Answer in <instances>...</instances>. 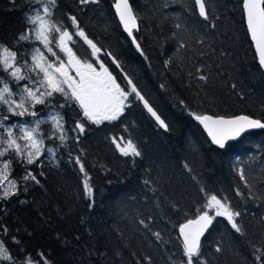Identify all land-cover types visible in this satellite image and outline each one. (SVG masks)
<instances>
[{
  "label": "trees",
  "instance_id": "16d2710c",
  "mask_svg": "<svg viewBox=\"0 0 264 264\" xmlns=\"http://www.w3.org/2000/svg\"><path fill=\"white\" fill-rule=\"evenodd\" d=\"M113 2L57 0L52 16L45 19L75 33L70 19L75 17L101 49L98 55L117 83L130 92L124 77L130 78L168 130L157 127L138 99L118 120L100 125L84 118L59 94L50 104L36 105L37 117L12 116L0 105V119L8 116L6 125L35 127L36 119L44 120L40 130L45 150L55 152L49 157L45 151L32 165L21 163L12 153L0 159V164L12 159L8 180L16 181V194L0 198V243L15 259L0 264H43V257L51 264H148L145 257L151 258V264H181L186 258L177 231L208 210L205 205L213 194L227 197L228 204L240 211L236 219L243 234L236 233L224 217H216L201 240L204 264H255L253 246L264 252V130L216 149L190 115H247L264 121V74L244 26L242 0H205L208 20L200 18L194 0H129L137 15L133 37L140 50L122 33ZM37 12L43 15L39 0H0V45L16 51L22 66L27 61L31 67L36 48L49 61L52 58L34 35L18 40L31 27L27 17ZM72 40L75 43L68 46L73 52L99 69L84 38L73 35ZM53 51L65 59L57 47ZM105 53H111L120 67ZM201 74L208 76L207 82L196 78ZM27 75L37 79L36 73ZM0 79L16 92L28 83L18 85L2 70ZM133 98L134 94L129 96L130 101ZM57 113L67 133L63 146L52 120ZM78 120L85 126L83 134L72 130ZM128 139L140 156L121 155L117 144H127ZM77 157L84 172L75 163ZM26 168L39 184L23 181ZM240 168L251 192L239 179ZM86 178L91 197L84 188ZM237 189L242 196L236 195ZM148 217L152 222L146 229L140 220L147 222ZM153 232L161 238L157 240Z\"/></svg>",
  "mask_w": 264,
  "mask_h": 264
},
{
  "label": "snow or ice",
  "instance_id": "6c2138e0",
  "mask_svg": "<svg viewBox=\"0 0 264 264\" xmlns=\"http://www.w3.org/2000/svg\"><path fill=\"white\" fill-rule=\"evenodd\" d=\"M39 2L42 4L43 15L37 12L35 16H28L27 20L31 27L26 28L25 32L18 37V40L27 41L34 35L35 40L42 44L51 56H57V53L53 51V46H55L65 53L67 61L65 62L62 58L57 57L56 62H50L40 48H36L34 54L31 56V67L27 66V61L22 66L17 62L16 51L7 46L0 45V70L6 72L18 85H20L21 81L27 80L29 82L21 85L20 91L17 93L13 91L7 81L0 79V84L3 85L0 87V105L5 106L12 116L24 117L28 115L37 117L38 113L33 111L36 105L50 104L54 94H59L69 106L75 104L81 110L84 118L92 124L100 125L104 121L111 122L118 120L124 114V109L129 107L135 99H138L143 103L144 108L147 109L152 117L155 118L160 127L167 131L168 125L157 115V112L145 100L130 78L126 75L124 77L128 85L131 86L130 92L117 83L112 72L109 71L98 55L101 49L85 35L77 19L70 17L73 25L76 27L75 33L63 30L62 27L55 26L45 19V17L52 16V10L56 7L57 0H47V2L39 0ZM80 2L82 4L89 2L97 3L98 0H80ZM114 3L124 30L131 36L132 29L137 26V15L133 11V6L130 5L129 0H114ZM195 3L199 6V15L208 20L205 0H195ZM242 8L246 15L247 31L255 44V52L258 54L259 65L264 68V0H242ZM55 33L59 34L58 37L54 35ZM73 35H79L84 38L92 50V57L99 63V70H97L93 63L88 62L87 59L79 58L72 48L68 46V42L75 43L72 40ZM133 43H136L135 38H133ZM183 46L181 44V47ZM136 47L140 50L139 44H136ZM140 54L143 55V52L141 51ZM105 55L112 58V62L116 64L117 68L120 67L119 62L111 53H105ZM167 63L166 61V66ZM73 71L75 73L74 76L71 74ZM196 71L201 72V69L197 68ZM28 72L36 73L37 79L33 80L27 75ZM189 75H192V73L190 72ZM196 78L205 82L208 80V76L203 74ZM29 84L33 86L30 87ZM132 94H134V98L130 101L129 96ZM16 96H19V98L14 99ZM60 107H65V104H60ZM190 115L203 125L207 135L211 138V142L221 149L225 147L228 141L240 138L251 129H264V121L250 118L247 115H240L234 118L213 117L212 115L196 113H190ZM5 120H8V116L0 119V129H3V134H0V159L12 153L21 163L32 165L40 160L45 151H47L49 157L55 155L53 149L49 148L45 150L44 147V136L40 130V125L45 122L44 120L36 119L35 127L18 126L17 124L5 125L3 122ZM52 120L55 122L54 130L60 133L58 138L61 141V146H63L67 138L63 125V117L57 113L56 116L52 117ZM17 128L19 135L16 131ZM77 129L80 134L85 132V126L79 120L76 121L72 130L75 132ZM113 143H116V141L113 140ZM117 147L120 148L121 155L123 156L138 157L141 155V152L131 139L127 140L125 147L121 148L119 144H117ZM12 163L11 158L2 161L0 177L8 179V175L12 170ZM75 163L79 164L80 171L84 172V166L79 157L76 158ZM185 168L191 171L188 165H185ZM237 174L240 181L243 182L244 187L251 192V185L248 177L245 175V170L240 168ZM40 175H44V173L41 172ZM22 179L23 181H34L36 184L40 183L33 172L27 168ZM144 183L147 185L149 182L145 180ZM84 188L91 197L92 188L88 184L87 178L84 181ZM25 190L27 189L25 188ZM15 194L16 181L11 180L9 181V188L4 189L3 197L0 198H7L9 195ZM236 195L242 196L243 193L237 189ZM21 203H24V201H21ZM205 207L209 210L214 208V215H210L209 211H203L196 218L189 219L179 227L180 236L183 238V256L186 258L181 264H204L201 253V237L212 225L216 217H224L236 233L243 234V230L236 219L241 213L234 210L228 204L227 197L218 198L217 195L213 194L207 199ZM151 222L152 217H148L147 222L143 219L140 220V224L146 229L150 228ZM3 231L6 233L7 228H4ZM152 235L157 240L161 238L159 232H153ZM13 240H15V237H13ZM216 251L220 252L221 248L217 247ZM41 255L43 256V254ZM253 256L255 264H264V252L255 245L253 246ZM14 259L9 254V250L5 247L4 243H0V260L14 262ZM145 260L148 261V264H151L150 257H145ZM28 264H32V262L29 261ZM43 264H51V262L46 257H43Z\"/></svg>",
  "mask_w": 264,
  "mask_h": 264
},
{
  "label": "water",
  "instance_id": "95a60500",
  "mask_svg": "<svg viewBox=\"0 0 264 264\" xmlns=\"http://www.w3.org/2000/svg\"><path fill=\"white\" fill-rule=\"evenodd\" d=\"M194 4H195V7H196V11H197V13H198V15H199V6L195 3V0H194ZM241 7H242V2H241ZM112 11H113V14H114V16H115V19H116V21H117V23H118V25H119V27H120L122 33H123L128 39H129V41L132 43V45L136 47V43H133V38H134L133 35L137 32V30H138V26H136V27H134V28L132 29V35L129 36V35H128V32H126V31L124 30V27H123V25H122L121 22H120L119 15H118V13L116 12V8H115V3H114V2H113V5H112ZM242 13H243L244 26H245V29H246V32H247V35H248V39H249V41H250V44H251V47H252V50H253V53H254V56H255L256 63H257V65H258L259 69L261 70V72L264 74V68H262V67L259 65L258 54H256V52H255V44H254V42L251 40V38H250V34H249L248 31H247L246 15H245V13H244V11H243V8H242ZM199 16H200V15H199ZM200 18H201V19H204V18L201 17V16H200ZM136 25H137V21H136ZM139 103H140L141 107L144 109V111L147 113V115H148V116L152 119V121L157 125V127L160 128L162 131H165L163 128L160 127V125L157 123V121L155 120V118L152 117V115L147 111V109L144 108L143 103H142L141 101H139ZM238 116H240V115H238ZM234 117H237V116H234ZM234 117H228V118H234ZM198 125H199L201 131L204 133V135H205L206 138L208 139L209 143H210L213 147H215L216 149H221V148H219L217 145H214V144L211 142V138L207 135V132L204 130L203 125H201L199 122H198ZM261 130H264V129H251V130H249L248 132L244 133L243 135H246V134H248V133H250V132L261 131ZM243 135H242V136H243ZM242 136H241V137H242ZM238 139H239V138H238ZM238 139L233 140V141H228L226 144L236 142ZM186 222H187V221H186ZM186 222H185V223H186ZM183 224H184V223H183ZM209 228H210V227H209ZM209 228H208V229H209ZM207 231H208V230H207ZM207 231H206V232H207ZM206 232H205V234H206ZM177 234H178L179 240H180V242H181V244H182V247H183V238L180 236L179 229H178V231H177ZM205 234H204V235H205ZM204 235L201 237V240H202V238L204 237Z\"/></svg>",
  "mask_w": 264,
  "mask_h": 264
},
{
  "label": "rangeland",
  "instance_id": "374dc122",
  "mask_svg": "<svg viewBox=\"0 0 264 264\" xmlns=\"http://www.w3.org/2000/svg\"><path fill=\"white\" fill-rule=\"evenodd\" d=\"M58 37V36H57ZM58 48V47H57ZM58 50L60 51V49L58 48ZM62 52V51H61ZM63 53V55H64V57H65V59H64V61L66 62L67 61V56L65 55V53L64 52H62ZM45 55V54H44ZM46 57V56H45ZM57 61V57L56 56H52V58H51V61L50 62H56ZM97 70H99L98 68H97ZM71 74L74 76L75 75V73H74V71L73 72H71ZM29 83V82H28ZM3 86V85H2ZM14 92H16V91H14ZM17 93H19L18 91H17ZM19 98V96H16V97H14V99H18ZM26 116H28V115H26ZM29 117H32V116H29ZM53 123H55L54 121H53ZM5 125H6V123H4ZM23 126H25V127H31V126H28V125H23ZM126 146V144H123L122 146H120L121 148H123V147H125ZM119 150H120V148H119ZM0 166H2V163L0 164ZM9 181L10 180H8V179H4L3 177H0V187H1V191H2V194H3V191H4V189H6V188H9ZM207 211H210V213H211V215H214V213H215V209L213 208V209H211V210H207Z\"/></svg>",
  "mask_w": 264,
  "mask_h": 264
}]
</instances>
